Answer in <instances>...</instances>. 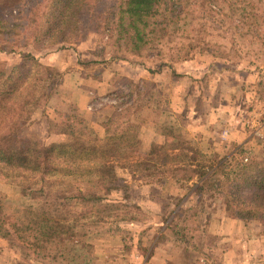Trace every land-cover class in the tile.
<instances>
[{
	"label": "rangeland",
	"instance_id": "374dc122",
	"mask_svg": "<svg viewBox=\"0 0 264 264\" xmlns=\"http://www.w3.org/2000/svg\"><path fill=\"white\" fill-rule=\"evenodd\" d=\"M253 1L261 13L252 35L241 34L242 27L238 32L219 16L215 30L205 35L216 45L212 53L200 48L186 52L182 42L188 41L180 37L183 25L178 23L162 40L161 52L151 48L137 55L124 49V38L116 31L109 35L101 30L41 49L44 42L34 43L31 28L24 27L26 0H0V66L31 53L61 74L56 90L34 108L24 127L28 134L45 144L59 141L66 133L61 122L66 113L84 116L88 144L103 136L100 121L114 113H122L120 122L137 126V139L117 147L113 169L123 186L119 191L107 193L85 185L82 178L52 182L55 190L80 188L93 198L109 196L115 201L114 215L102 220L92 215L75 235L46 243L21 231L0 237V264H264L259 220L228 216L220 196L195 188V178L176 182L169 173L146 168L153 164L146 159L151 144L173 142L176 134L214 161L238 145H243L238 159L264 151V0ZM19 8L24 11L17 14ZM15 14L17 19L11 17ZM6 15L9 25L17 24L10 35L2 19ZM239 132L247 138L242 144L230 139ZM26 183V178L0 170V199L8 221L18 217ZM69 208L78 214L83 207ZM172 213L185 236L173 233ZM81 217V223L88 220Z\"/></svg>",
	"mask_w": 264,
	"mask_h": 264
},
{
	"label": "trees",
	"instance_id": "16d2710c",
	"mask_svg": "<svg viewBox=\"0 0 264 264\" xmlns=\"http://www.w3.org/2000/svg\"><path fill=\"white\" fill-rule=\"evenodd\" d=\"M26 3L27 7L22 6L24 27L31 28L30 38L34 43L44 42L41 49L101 30L109 35L116 31L119 38H124V49L137 55L150 53L151 48L161 52L162 40L178 23L183 25L180 37L188 41L182 42L187 46L184 51L200 48V52L212 53L211 47L216 45L205 35L215 30L216 17L224 16L238 32L242 27L241 34L252 35L261 13L253 0H26L25 6ZM22 8L17 14L20 9L24 11ZM17 14L11 17L17 19ZM7 17L10 15L2 18L4 22ZM15 25L8 24L5 34L10 35ZM183 45L177 48V53ZM19 56L10 67L0 66V170L26 178L24 189L27 190L22 193L19 201L22 208L13 221L4 217L0 199V237L10 238L21 231L46 243L52 237L64 239L75 235L78 229L85 228L92 215L94 220L114 215L115 201L109 196L93 198L90 192L84 194L80 188L74 192L55 190L54 184L73 177L82 178L85 185L107 193L119 191L123 186L113 169L118 158L117 147L137 139V126L120 122L121 112L114 113L100 121L103 136H94L95 144H88L91 136L84 116L66 113L61 121L66 133L59 141L45 144L28 134L24 127L34 108L56 90L61 74L52 66L40 63L31 53ZM172 139L173 142L158 146L151 144L146 159L153 164L146 166L148 170L169 173L176 182L195 178L199 181L195 188L220 196L228 216L244 222L257 219L264 226V151H249L247 157L238 159L243 151V145H238L230 154L214 161L180 134ZM122 190L127 197V190ZM92 200L98 201L97 204L91 206ZM77 204L84 210L75 214L69 205ZM81 216L88 220L81 223ZM177 216L172 213L169 218L174 223L172 231L185 236L183 228L174 222Z\"/></svg>",
	"mask_w": 264,
	"mask_h": 264
},
{
	"label": "crops",
	"instance_id": "0c3cea01",
	"mask_svg": "<svg viewBox=\"0 0 264 264\" xmlns=\"http://www.w3.org/2000/svg\"><path fill=\"white\" fill-rule=\"evenodd\" d=\"M243 133L239 132V133H237V138H230V139L231 140L235 139L234 142H236L237 144H242L247 139L246 135ZM230 135H232V134H230ZM228 137H230V136H228ZM173 259H175V257H173ZM144 264H147V263L145 262Z\"/></svg>",
	"mask_w": 264,
	"mask_h": 264
}]
</instances>
